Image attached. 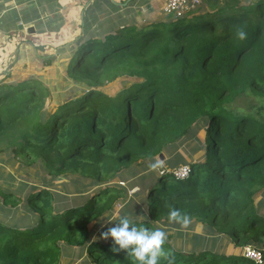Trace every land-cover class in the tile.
Listing matches in <instances>:
<instances>
[{"label":"trees","instance_id":"obj_1","mask_svg":"<svg viewBox=\"0 0 264 264\" xmlns=\"http://www.w3.org/2000/svg\"><path fill=\"white\" fill-rule=\"evenodd\" d=\"M203 2L153 22L130 21L140 20L134 14L112 28L106 19L57 47L69 48L66 75L84 90L52 111L41 79L0 72V161L9 151L22 168L37 163L82 186L63 183L57 193L42 176L46 186L25 194V184L0 187V264H63L70 247L85 254L79 264H137L101 238L123 216L164 230L174 264H264V214L254 203L264 189V0ZM41 58L49 66L56 55ZM117 80L115 93L104 90ZM200 124L203 156L193 161L175 145ZM164 149L175 153L174 168L141 176L143 162ZM184 163L189 174L177 178L173 170ZM131 179L141 187L137 199L119 183ZM19 204L29 211L22 224L12 220ZM170 209L191 218L187 229L169 222ZM194 222L211 235L190 232ZM247 245L261 251L262 263L242 254Z\"/></svg>","mask_w":264,"mask_h":264},{"label":"crops","instance_id":"obj_2","mask_svg":"<svg viewBox=\"0 0 264 264\" xmlns=\"http://www.w3.org/2000/svg\"><path fill=\"white\" fill-rule=\"evenodd\" d=\"M111 1L120 7L108 6L106 0H0V72L11 69L13 79L34 75L50 86L48 80L55 72V63L64 58L67 43L74 41L81 31L90 33L106 19L111 27L116 26L134 14L142 13L141 18L152 14L158 18L164 3L163 0ZM63 45L67 46L56 49ZM49 54L56 58L45 66L41 57ZM54 92L50 88V96Z\"/></svg>","mask_w":264,"mask_h":264},{"label":"rangeland","instance_id":"obj_3","mask_svg":"<svg viewBox=\"0 0 264 264\" xmlns=\"http://www.w3.org/2000/svg\"><path fill=\"white\" fill-rule=\"evenodd\" d=\"M199 6L203 8L205 7L203 0L201 1V4ZM162 13L161 12L159 13L160 15L158 16V18L155 15L150 14L147 16L146 14L145 16H143V18L138 17V19L140 20H137V18L133 17V19L130 21H134L137 23L153 22V21L158 20L159 18H160L159 20L164 19L166 14L163 13L164 15H161ZM64 52H66V53H63L64 58L55 63V67H54L55 72L50 75V79L48 80V84L50 85L49 87L51 89L53 88V91H55L54 92L55 95L51 94V96L49 95V97L46 99V104H45L46 108L51 111L57 107V104L60 103V101H63L69 98L71 95L80 93L82 90H84L83 84L73 81L66 75L64 68H65L67 59L70 56L69 48L67 51L65 50ZM121 82L122 80H117L113 83L107 84L104 90L113 94L118 89L121 88ZM123 84L124 83H122V85ZM240 105L245 107L247 105L246 100L240 102ZM204 127H205V124H200V125L195 126L194 129L189 134V136L183 138L181 141L176 143L175 151L181 152L182 154L184 153L187 155L190 154V157H192L193 161L201 159L203 156L202 147H203V142H204V137H205ZM174 155L175 153H173V151L164 149L158 156L154 157L152 160L150 159V160H146L143 162V165L139 167L140 175L141 176L148 175L152 170L150 169L149 165L157 161H160L162 166H164L165 168L173 169L174 167L171 166V164H168V161H170V159L173 158ZM181 165H188V164L184 163ZM21 166H23L21 162L18 163V161L14 162L12 160L11 153L9 151H7L6 154L2 156V159L0 161V187L2 189L6 187L17 189L21 184H25V188H24V194H25L27 193V191L30 190V187L32 185L46 186L44 182L42 181V176L52 181L53 185L51 186V188L57 191V193H62V190L64 187L63 183H66L70 186H75L77 189L82 188V186L80 187V182L78 184H77V181L73 182L71 175H65V176L55 178L53 176L48 175L46 171L42 169L41 166L37 163H34L27 168H22ZM119 179L121 178L119 177L115 178L114 182L118 181ZM119 183L127 187L128 189V193L126 197L127 199L130 197L136 198L135 193L140 191L141 189L139 183H137L135 180H132V179L128 181L126 180L124 182L120 181ZM136 199L135 201L137 202ZM254 203L256 206V212L259 214H264V189H262L256 195ZM118 208H119V204L115 205L114 213L117 212ZM134 208L136 207L132 205L129 209H134ZM13 210H14L13 213H15V215L12 218V220L15 221V223L22 224V222H24L27 219V214L29 212L28 209L23 204H19L15 206ZM5 219H10V218H5ZM91 225L92 223H90L88 227H91ZM189 230L192 233H202L203 232L206 235H211V232L204 231L201 224L198 222H194L191 225ZM169 231L176 234V231L174 229H171ZM186 238H187L186 232L183 231L182 239L186 240ZM226 240L227 242H229L228 239ZM223 241H225V239ZM229 249L238 250V248L234 247L233 245H230ZM62 259H63V264H79L85 259V254L84 253L80 254L79 249L77 247H70L64 251V253L62 254Z\"/></svg>","mask_w":264,"mask_h":264},{"label":"clouds","instance_id":"obj_4","mask_svg":"<svg viewBox=\"0 0 264 264\" xmlns=\"http://www.w3.org/2000/svg\"><path fill=\"white\" fill-rule=\"evenodd\" d=\"M236 35L240 40L247 38L246 32L242 29L238 30ZM161 166L160 161L149 165L152 170ZM168 220L170 223L179 224L182 229H187L191 224V218L176 209H170ZM101 238L106 241L111 239L110 250L113 253L124 252L133 257L137 264H159L161 258L167 259L168 264H174V257L167 254L164 249L167 233L160 228L150 230L137 227L128 217L123 216L113 226L101 232Z\"/></svg>","mask_w":264,"mask_h":264},{"label":"built area","instance_id":"obj_5","mask_svg":"<svg viewBox=\"0 0 264 264\" xmlns=\"http://www.w3.org/2000/svg\"><path fill=\"white\" fill-rule=\"evenodd\" d=\"M162 11L165 14L170 15H182L189 11L196 9L202 0H163ZM174 175L177 178H185L189 174V166L181 165L173 170ZM242 254L245 257L255 260L257 263H262V253L258 249L251 247L250 245L244 246L241 249Z\"/></svg>","mask_w":264,"mask_h":264},{"label":"water","instance_id":"obj_6","mask_svg":"<svg viewBox=\"0 0 264 264\" xmlns=\"http://www.w3.org/2000/svg\"><path fill=\"white\" fill-rule=\"evenodd\" d=\"M30 31H33V28H30Z\"/></svg>","mask_w":264,"mask_h":264}]
</instances>
